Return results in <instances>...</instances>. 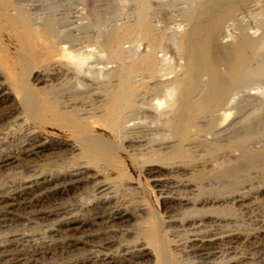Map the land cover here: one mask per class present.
I'll use <instances>...</instances> for the list:
<instances>
[{"label": "rangeland", "instance_id": "obj_1", "mask_svg": "<svg viewBox=\"0 0 264 264\" xmlns=\"http://www.w3.org/2000/svg\"><path fill=\"white\" fill-rule=\"evenodd\" d=\"M33 1L26 5H38V0ZM41 1L51 4L53 0ZM56 1H63L60 5L64 6L59 10L64 17L74 8L80 11L81 23L88 25L84 33L99 34L114 43L110 47L99 46L101 58L90 61L91 65L84 68L81 80L72 76L46 80L49 65L60 60L65 62L67 59L60 47L55 45V39L39 33L41 21L36 19L46 20L52 17L45 19L47 12L42 10L29 11L22 19L23 15L14 14L10 4L0 3V85L9 89L6 91L9 104L18 106L19 97L13 90L21 88L26 79L34 92L46 89L61 93L78 88L98 93L100 90V99L93 105L85 96L86 102L83 105H92V109L89 108L91 115L79 119L56 113L46 103L52 100L50 103L53 104L54 101L61 100L57 95H50L49 98L36 93L35 102L47 121L42 124L32 123V129L50 148L43 152V156L26 158L0 171V193L6 194L15 181H21L25 185L41 184L40 186L48 189L40 191L46 192L48 196L47 200L42 201V206H65L70 207V211L67 210L61 217L49 215L41 217L42 219L32 218L33 222L29 218L24 219L19 210L16 211L12 219L0 225V230L3 229L0 231V240L10 234L22 236L24 233L19 247L25 250L38 248L40 252L31 255L24 262L20 260L21 262L4 264H62L70 258H81L87 254L88 250L100 242L98 237L104 234L99 225L92 224L88 213L82 210L91 196V189L98 184L112 185L111 195L117 201L115 207L126 216L103 225V228L115 231L117 235L112 254L118 247L135 248L137 245L138 250L146 249L151 253V257L143 259L140 264H264V156L258 154L264 150V108L239 105L228 112L230 117L227 120H219L217 124L202 121L208 111L197 114L193 113L192 108L207 97L208 88L226 90L228 96H233L235 101L237 97L234 95L240 101V97L247 92H264V0H94L91 2L94 13L90 12L92 6L87 4L88 1ZM25 18H29L31 23H27ZM144 20L147 22L146 26H143ZM208 34H211L212 39L207 38ZM206 48H210L215 56L212 54V57H203ZM145 55L154 59L153 66L147 67L143 63L142 57ZM210 61L215 65L216 73L221 75L219 80H213L204 72V66ZM236 61L244 63L245 71L243 75L232 78L234 69L231 64ZM91 66L104 70L99 71L98 75L96 72L93 73L95 75L92 72L87 74V68ZM108 67L113 71H107ZM125 76L130 79V88L134 92L133 101L142 100L143 108L148 109L153 105L156 110L153 111L154 114L144 113L145 111H140L142 115L139 112L132 113L130 120H126L128 126L125 124L116 130L114 126H109L108 120L110 114L118 113L120 106L117 108L111 103L118 101L121 96L120 84ZM168 77L171 82L177 80L165 89L171 92L170 96L164 90L152 88L155 81L160 80L158 78ZM158 101L161 106H157ZM65 120L84 123V127L96 140L102 139L110 147L124 149L115 148L95 163H90L87 156L76 160L65 151L66 146L74 141V133L65 126ZM248 121H251L249 129L246 127ZM231 124L235 126L229 132L219 135L217 129L221 131ZM0 127L3 128H0V135H3L2 132L7 133L10 127L17 129L14 126L7 128L3 124ZM11 129L9 136L19 137L18 131L12 130L13 133ZM130 139H135V149L133 146L130 149L125 147L127 144L124 142ZM252 147L254 150L250 149ZM78 164L84 167L85 177H94L96 173L99 176L92 183L87 179L77 188L65 189V173ZM185 185L187 187L184 189ZM173 199H187L196 205L180 206ZM17 213L21 217H17ZM58 221H65L69 226V231L65 227L64 236L56 233L52 235L46 229H50ZM181 221H187L189 225L193 221L197 227H180ZM192 229H201L203 235L207 233L218 239L224 238L223 242L219 244L217 240V245L211 248L209 258L205 259L203 255L185 247ZM120 230L125 231L124 234H130L121 237L123 233ZM38 235L41 239L37 240ZM58 237L60 240L64 237L65 242L71 243V246L62 247ZM158 237L165 238L163 246ZM232 238L235 240L232 241ZM47 239H51L56 245L50 252L41 253V247L45 244L47 248L48 244L50 246L49 241H44Z\"/></svg>", "mask_w": 264, "mask_h": 264}, {"label": "bare ground", "instance_id": "obj_2", "mask_svg": "<svg viewBox=\"0 0 264 264\" xmlns=\"http://www.w3.org/2000/svg\"><path fill=\"white\" fill-rule=\"evenodd\" d=\"M33 1V0H32ZM35 1V0H34ZM33 1V3H34ZM45 1V0H43ZM83 1H88L90 4L89 6L91 7L93 4H91V2H94V0H83ZM38 3V5H26L28 3H31V0H0V3H5V4H10L11 7H13V13L14 14H18V15H23L22 19H24V14L28 15L27 13L30 12H38V11H42L44 10V12H47V16L44 17L45 19L47 17H52L50 19H40L37 18L36 21H41V30H39V33L41 35H48L50 38H53L56 40V46L60 47L62 54L67 58L64 61L60 62H55V63H51L50 69H49V75L47 73L48 76H46V80L52 77H68L70 78V76H72V78H76L77 80L82 77L84 68L87 67L90 64V61L94 58H101L100 55V50H99V46L103 45V46H107L110 47L114 41H112L111 39L108 38H104L103 36L99 35V34H90L89 33H84V31H86L88 29V25L82 24V20H81V13L80 11H78L77 9H73L72 12H69V14L64 17L61 14V11L59 10V8L61 6H64L63 4L60 5L61 2L53 0L51 2V4L48 3H42L41 0L36 1ZM49 2V1H48ZM36 3V4H37ZM84 3V2H83ZM58 5V6H56ZM56 6V9H54V7ZM145 6V5H144ZM146 8V7H145ZM91 9V8H90ZM143 9V8H142ZM261 9V8H260ZM86 10V9H85ZM264 10V9H263ZM64 13L65 9L62 10ZM94 6H92V9L90 10L91 13H94ZM82 12V11H81ZM89 13V12H88ZM44 14V13H43ZM58 14V15H57ZM83 14V13H82ZM52 15V16H50ZM94 15V14H93ZM98 15V14H97ZM44 16V15H43ZM43 18V17H42ZM93 18V17H92ZM96 18V17H94ZM26 19V18H25ZM29 19V18H28ZM26 19L27 23H31V20ZM39 23V24H40ZM147 22L144 20L143 21V26H146ZM138 27V26H137ZM100 33V32H99ZM102 34V33H101ZM214 36V35H213ZM254 37V36H253ZM208 39H212L211 34L207 35ZM213 49V48H212ZM123 52V51H122ZM210 50V48H206L204 56L203 57H212V54L214 55V52ZM116 53V52H115ZM124 56V55H123ZM215 56V55H214ZM213 56V57H214ZM230 56V55H229ZM217 57V55H216ZM219 57V56H218ZM225 57V56H224ZM126 58V57H125ZM124 59V58H123ZM96 60V59H95ZM142 61L143 63L147 66V67H151L154 65V59L152 57L149 56H143L142 57ZM212 61V60H211ZM208 62L205 66H204V72L208 73L209 76H211V78L217 79L218 80L221 78L220 74L216 73L215 71V65L213 63ZM127 62V61H126ZM214 62V61H213ZM94 63V62H92ZM228 62H226L227 64ZM96 64V63H95ZM97 66V65H96ZM231 66L234 69V73L232 78H236L239 77L241 75L244 74V63L242 61H236L235 64H231ZM89 67V66H88ZM170 67V66H169ZM36 68V67H35ZM94 68V70H92ZM99 68V67H98ZM26 69V68H25ZM112 68H106L107 71H110ZM92 70V71H91ZM104 70L103 68H99V69H95V67H90L87 68V74H89L88 72H92L93 73H97L98 72ZM41 71V70H40ZM39 71V72H40ZM113 71V70H111ZM85 72V71H84ZM29 73V72H27ZM102 73V72H101ZM86 74V73H85ZM84 74V75H85ZM122 74V73H121ZM175 74V73H174ZM232 74V73H231ZM44 75V74H42ZM91 75V74H90ZM95 75V74H93ZM100 75V74H99ZM107 75V74H106ZM162 75V74H161ZM170 75V74H169ZM89 76V75H87ZM163 76V75H162ZM30 77V76H29ZM28 77V78H29ZM45 77V76H44ZM91 77V76H90ZM128 77V76H127ZM127 77H122V81L120 84V90H121V96L118 98V101H113L111 104L115 107L118 108V106H120L118 108V113L116 114H110L109 115V126L113 127L114 129L121 127L122 125L127 124L128 122H126V120H130V115L132 116V113H137L140 111H145L144 113H148V114H152L153 111H155V107L153 105H151L148 109L146 107L143 108L142 104H144L141 101H138L139 99H137L136 101H133L134 98V92L131 90L130 88V79H127ZM86 78V76L84 77ZM133 78V77H132ZM176 78V77H175ZM42 79V78H41ZM59 79V78H58ZM160 80L155 81L156 83H154V86L152 87L153 89H161L164 90V92L166 91L165 89L170 86L169 84H172L174 82H176L177 80H175L174 82L169 81V77L168 79H162V78H158ZM225 79V78H224ZM36 80V79H35ZM45 80V78H44ZM52 80V79H51ZM134 80V79H133ZM145 80V79H144ZM211 80V79H210ZM25 81V80H24ZM57 81V79H56ZM68 81V80H67ZM72 81V79H71ZM79 81V80H78ZM93 81V80H92ZM97 81V80H96ZM3 82V81H2ZM62 82V81H61ZM65 82V81H64ZM70 81H68V84ZM74 82V80H73ZM84 84V81H82ZM101 82V81H100ZM89 83V82H88ZM86 83V84H88ZM139 83V82H138ZM66 84V83H64ZM91 84V83H90ZM93 84V83H92ZM97 84V83H96ZM78 85V84H77ZM99 85V84H98ZM226 85V83H225ZM74 86V85H73ZM82 86V85H81ZM94 86V85H93ZM173 86V85H172ZM171 86V87H172ZM150 87V86H149ZM72 88V87H71ZM99 88V87H98ZM51 89V88H50ZM53 89V88H52ZM59 88H57L58 90ZM146 89V88H145ZM209 89V94L207 95V97L201 99L193 108V113H197V114H202L205 113L206 111H208V115L205 116V118H202L204 122L209 121L213 124H217L219 120H227L230 116L228 114V112L234 110L236 107H238L239 105L245 106V107H250L253 106L255 108L259 107V108H264V92H257V93H252V94H248L249 92H247V94L245 93V95H242L243 97H240V101H238V96L235 101L233 99V96H228V93L226 90L223 89H217V88H208ZM9 89H5L4 85H0V124L6 125L7 128H9L8 126H14L15 128H17L16 130L18 131V136H9V131L11 129H5L8 132L3 133V135H0V171H4L5 169H7L8 167H10L12 164H14L15 162L24 160L26 158L29 157H39V156H43V152L48 151L50 148V145H48L47 143H45L44 141H42L40 139V137L37 135V133L32 129V123H44L46 120V116L43 114V112L40 111V107L38 106V104L35 102V98H36V93L39 92V94L41 96L44 97H49L50 95H57L59 97V99L61 100H56L54 101V103H50L51 101H49L48 98H44L46 100H48L49 102L46 103L48 105H50L52 107V109L56 112V113H62L65 114L66 116L69 117H74L75 119H79L80 117H86V116H90L91 115V107L92 105L95 103H97L96 101H98L100 99V95L95 91H83L81 89H75V90H71V91H65V92H61V93H57L56 91L53 90H36V92H34L33 90H31L29 88V83L28 80L26 79V82L23 83L21 88H16L13 91L15 92V94L19 97V101H18V106H15L14 104H9L7 102V99L9 98L8 95V91ZM69 90V89H67ZM150 90V89H149ZM263 91V90H261ZM103 92V91H102ZM202 92V91H201ZM166 94H168V96L171 95V92L168 90L165 92ZM174 93V92H173ZM200 93V92H199ZM207 93V92H206ZM201 94V93H200ZM8 95V96H7ZM137 95V94H136ZM146 94H144L145 96ZM91 100V104L90 107L89 106H85L83 105V102H86L84 99L86 97ZM166 96V97H168ZM54 97V96H53ZM138 96H135V98ZM143 97V96H142ZM200 97V96H199ZM50 98V97H49ZM55 98V97H54ZM52 98V99H54ZM144 98V97H143ZM150 98V97H149ZM17 99V98H16ZM102 99V98H101ZM84 100V101H83ZM149 100V99H148ZM60 101V102H59ZM142 102V103H141ZM14 103V102H12ZM158 105L157 106H161L159 104V101L157 102ZM46 104V105H47ZM61 105V106H60ZM166 106V105H165ZM91 108V109H89ZM163 110H161L162 112ZM249 111V110H248ZM160 112V111H159ZM165 112V111H164ZM163 112V113H164ZM169 112V111H168ZM143 113V114H144ZM158 113V112H157ZM166 113V112H165ZM249 113V112H248ZM103 114V113H102ZM141 114V113H140ZM154 114V113H153ZM238 114V113H237ZM142 115V114H141ZM145 115V114H144ZM157 115V114H156ZM159 115V114H158ZM162 115V113H161ZM160 115V116H161ZM169 115V114H168ZM245 115V114H244ZM95 116V115H94ZM97 116V115H96ZM116 116V118H115ZM147 116V115H146ZM149 116V115H148ZM155 116V115H154ZM164 116V115H163ZM240 116V115H239ZM143 117V116H142ZM166 117V116H165ZM164 117V118H165ZM258 117V116H257ZM260 117V116H259ZM91 118V117H90ZM114 118V119H113ZM149 118V117H148ZM200 118V117H199ZM198 118V119H199ZM262 118V116H261ZM87 119V118H86ZM113 119V121H112ZM159 119V117H158ZM183 119V118H182ZM260 119V118H259ZM258 119V122L260 121ZM232 120V119H231ZM238 120V119H237ZM256 120V119H255ZM263 120V119H262ZM198 121V120H197ZM251 121H248L246 127H248L247 129H249V123ZM261 122V121H260ZM113 123V124H112ZM147 123V122H146ZM202 123V122H201ZM237 123V122H236ZM84 123H75V122H71V121H67L65 120V126L67 128L70 129V131H72L74 133L73 136V142L70 145H67L65 148L66 153L70 154L71 156L73 155V158L77 160V158L81 157V156H87L88 157V161L90 163H95L97 161H100L102 156H105L107 154V152L109 151H114L115 148L117 147H110L107 142L104 143L101 140H96L94 138L93 135H90V131L84 127L83 125ZM134 124V123H133ZM145 124V123H144ZM143 124V125H144ZM149 124V123H148ZM152 124V122H151ZM149 124V126L151 125ZM155 124V123H154ZM206 124V123H205ZM246 124V123H245ZM130 125V124H129ZM196 125V124H195ZM202 125V124H201ZM225 125V124H224ZM242 125V124H240ZM261 125V123H260ZM128 126V124H127ZM136 126V125H135ZM148 126V125H146ZM152 126V125H151ZM150 126V127H151ZM200 126V125H199ZM228 126V125H227ZM235 125L229 126L226 129H223L221 131L217 132L219 133V135H224L227 132H229V130L231 128H233ZM244 126V125H242ZM253 126V125H251ZM126 127V126H125ZM145 127V126H144ZM149 127V128H150ZM155 127V126H153ZM204 127V125H203ZM245 127V126H244ZM242 127V130H244ZM256 127V126H255ZM252 127V128H255ZM2 128V127H0ZM128 128V127H127ZM197 128V127H196ZM3 129V128H2ZM1 129V130H2ZM239 129V128H237ZM246 129V128H245ZM251 129V127H250ZM255 129L259 130L258 127H256ZM14 131L15 129H11V131ZM15 130V131H16ZM117 130V129H116ZM145 130V128H144ZM143 130V131H144ZM148 130V129H147ZM151 130V129H150ZM149 130V131H150ZM154 130V129H152ZM241 131V129H239ZM4 131V130H3ZM12 131V132H13ZM138 131V130H137ZM142 131V129H141ZM158 131V130H157ZM136 132V131H135ZM155 132V131H154ZM153 132V133H154ZM163 132V131H162ZM263 132V131H262ZM14 133V132H13ZM134 133V132H133ZM156 133V132H155ZM235 133V132H233ZM136 134V133H135ZM134 134V135H135ZM214 134V133H213ZM217 134V133H216ZM237 134V133H236ZM241 134V133H240ZM146 135V133H145ZM144 135V136H145ZM151 135V134H150ZM159 135V134H158ZM161 135V134H160ZM244 135V134H243ZM256 135V132H255ZM245 136V135H244ZM134 137V136H133ZM230 137V134L229 136ZM234 137V136H233ZM128 139V137H126ZM130 138V137H129ZM142 138V137H141ZM207 138V137H206ZM223 138V137H222ZM225 138V137H224ZM242 138V137H241ZM244 138V137H243ZM157 139V138H155ZM250 139V138H249ZM135 140V139H134ZM134 140H128L126 142H124L125 144H127L125 147L126 148H131L134 144L136 145V141ZM151 140V139H150ZM206 140V139H205ZM203 140V141H205ZM263 140V139H262ZM148 141V140H147ZM165 141L166 138H165ZM143 142V141H142ZM145 142V141H144ZM207 142V141H205ZM264 142V141H263ZM110 143V142H108ZM139 143V142H138ZM146 143V142H145ZM162 143V142H161ZM167 143V142H166ZM69 144V143H68ZM165 144V143H164ZM170 144V143H169ZM167 143V145H169ZM203 144V143H202ZM207 144V143H206ZM210 144V143H209ZM208 144V145H209ZM252 144V143H251ZM259 144V143H258ZM262 143H260L261 145ZM118 145V144H117ZM116 145V146H117ZM121 145V144H120ZM124 144H122L123 146ZM162 145V144H161ZM171 145V144H170ZM174 145V144H173ZM181 145V144H180ZM239 145V144H238ZM263 145V144H262ZM149 146V145H148ZM202 146V145H201ZM249 146V145H248ZM256 146V145H254ZM120 147V146H119ZM137 147V145H136ZM165 147V146H164ZM241 147V146H240ZM260 147V146H259ZM121 148V147H120ZM117 148V149H120ZM134 148V146H133ZM141 148V147H140ZM170 149V146L166 147ZM165 148V149H166ZM207 148V147H206ZM249 148V147H248ZM256 148V147H255ZM263 148V147H262ZM124 149V148H123ZM121 148V150H123ZM135 149V148H134ZM251 150L253 149L250 148ZM248 149V150H250ZM261 149V147H260ZM239 150V149H238ZM254 150V149H253ZM257 150V148H256ZM259 150V149H258ZM207 151V150H206ZM236 151V148H235ZM68 154L66 156H68ZM229 154V153H228ZM258 154L260 156H264V150L259 151ZM47 155V154H46ZM45 155V156H46ZM200 155V154H199ZM70 157V156H68ZM221 157V156H220ZM244 157V156H243ZM227 158V156H226ZM232 158V157H231ZM234 158V157H233ZM252 158V157H251ZM67 159V158H65ZM236 159V158H235ZM239 159V158H238ZM225 160V159H224ZM228 160V158L226 159V161ZM233 160V159H232ZM241 160V159H240ZM239 161V160H238ZM84 163V162H83ZM82 163V164H83ZM176 164V163H175ZM177 165V164H176ZM180 165V164H179ZM198 165V164H197ZM258 165V163H257ZM81 166V164H80ZM79 164L78 165H74L72 170H68L67 173H65V189L68 188H77L80 184L84 183L87 179H90L91 182H94L95 178L97 176H99L98 173H96V175L94 177L90 176V177H85L84 173L85 170L84 167H80ZM85 166V165H84ZM178 166V165H177ZM25 168H28L25 167ZM87 168V167H86ZM92 168V166H91ZM179 168V167H178ZM206 168V167H205ZM71 169V168H69ZM93 169V168H92ZM183 169V168H182ZM204 169V168H203ZM65 170V169H64ZM187 170V169H186ZM191 170V169H190ZM189 170V172H190ZM35 171V170H34ZM157 170H155L156 172ZM193 171V170H192ZM177 172V171H176ZM211 172V171H210ZM59 173V172H57ZM55 172V174H57ZM148 173V172H147ZM193 173V172H192ZM232 173V172H231ZM92 174V173H91ZM94 174V173H93ZM150 174V173H149ZM152 174V173H151ZM190 174V173H189ZM64 175V174H63ZM90 175V174H89ZM103 175V174H102ZM106 175V174H105ZM109 175V174H108ZM33 177V174L31 175ZM49 176V174H48ZM30 177V174H29ZM155 176H153L154 179ZM157 177V176H156ZM36 179V178H35ZM152 179V177H151ZM101 180V179H100ZM99 180V181H100ZM13 181V180H12ZM35 181V180H34ZM103 181V180H101ZM88 182V183H89ZM38 183V182H37ZM63 183V182H61ZM170 183V182H169ZM184 183V182H183ZM13 185L10 187L11 189L7 190L6 194H2L0 193V225L5 223V221L12 219V217L16 214V211L19 210V212H21L24 215V219H28L31 221L32 218H41V217H45V216H49V215H55V216H62L63 214H66L67 210L70 211V207H61V206H53L50 208H45L44 206H42V201L47 200L48 196L47 194H45L44 192H40V191H44V188L42 186H40L41 184H35V185H25L23 183H21V181H15L12 183ZM98 184V183H97ZM155 184V183H154ZM160 184V183H159ZM177 184V183H176ZM188 184V183H187ZM196 184V183H195ZM90 185V184H89ZM94 185V184H93ZM171 185V183H170ZM175 185V184H173ZM178 185V184H177ZM184 185V184H183ZM81 186V185H80ZM87 186V184H86ZM112 186V185H110ZM108 186L107 184H98V186H94L93 189L89 190L91 191V196L90 198L88 197V202L86 203V205L84 207H82V210H84V212L90 217L92 224H96L99 225V228H101L100 230H102V232L104 231V234L100 235L98 238L100 239V242L97 243L95 246H93L90 250L87 251V254H85L83 257L81 258H70L66 261H64V263L62 264H140V261H143V259L146 258H150L151 257V253L149 251L145 250H141V249H137L136 246L135 248H131V247H118L117 251L114 252L112 254V247L114 246V244H116L115 242L117 240L116 237V233L115 231H108L106 230V228H103L105 224H109L114 222L115 220H120L124 217H126L124 214H122L121 212H119L117 210V208L115 207V198L114 195L112 194V187ZM114 186V185H113ZM172 186V185H171ZM176 186V185H175ZM198 186V185H197ZM9 187V186H7ZM155 187V186H154ZM187 187V185L184 186V189ZM49 188V187H48ZM52 188V187H51ZM82 188V187H81ZM166 188V186H165ZM192 188V187H191ZM4 189V188H3ZM56 189V188H55ZM79 189V188H78ZM161 189V188H160ZM167 189V188H166ZM173 189V188H172ZM179 189V188H178ZM183 189V187H182ZM190 189V188H189ZM247 189V188H246ZM60 190V189H59ZM72 190V189H71ZM101 190V191H99ZM163 190V189H161ZM171 190V189H170ZM175 190V189H174ZM191 190V189H190ZM48 191V189H47ZM62 191V190H61ZM246 191V190H245ZM259 191V190H258ZM173 193V192H172ZM159 194V193H158ZM168 194V193H167ZM247 194V193H246ZM161 195V194H160ZM51 196V195H50ZM165 196V195H164ZM172 196V195H171ZM178 196V195H177ZM181 196V195H180ZM235 196V195H234ZM233 196V197H234ZM237 198V196H236ZM171 199V198H170ZM85 200V199H84ZM175 200V199H173ZM203 200V199H202ZM175 201L178 202V204L180 206H193L195 207L196 203H193L187 199H176ZM211 201V200H209ZM218 201V200H217ZM85 202V201H84ZM228 202V201H227ZM199 203V202H198ZM202 203V202H201ZM206 202H204L205 204ZM78 204V203H77ZM119 205V204H118ZM80 206V205H79ZM78 206V207H79ZM200 206V205H199ZM189 208V207H188ZM198 209V207H196ZM209 208V207H208ZM214 208V207H213ZM74 209V207H73ZM71 209V210H73ZM80 209V208H79ZM76 210V209H74ZM66 212V213H65ZM142 212V211H141ZM21 214V215H22ZM71 215V214H70ZM60 216V217H61ZM68 216V215H66ZM87 216V217H88ZM17 217H21L20 214L17 213ZM172 217V216H171ZM202 217V216H201ZM39 218V219H40ZM130 218V216H129ZM169 218V217H168ZM23 219V218H22ZM42 219V218H41ZM176 219V218H175ZM207 219V218H206ZM214 219V218H213ZM15 220V219H14ZM34 220V219H33ZM62 220V219H61ZM86 220V219H83ZM126 220V219H125ZM171 220V219H170ZM173 220V219H172ZM180 220V219H179ZM29 221V222H30ZM88 221V220H87ZM191 221V220H190ZM194 221V220H193ZM191 223V225H189V223H187V221H181L180 223V227H186V226H196V223L193 222ZM33 222V221H31ZM189 222V221H188ZM216 222V221H215ZM27 223V222H26ZM36 223V222H35ZM77 223V222H76ZM11 224V223H9ZM34 224V223H33ZM116 224V223H115ZM201 224V223H200ZM219 224V223H218ZM223 224V223H222ZM231 224V223H230ZM8 225V224H7ZM5 225V226H7ZM113 225V224H112ZM139 225V224H138ZM171 225V224H170ZM205 225V224H204ZM75 226V225H74ZM106 226V225H105ZM115 226V225H114ZM179 226V225H178ZM217 226V225H216ZM215 226V227H216ZM4 227V225H3ZM10 226H7V228ZM13 227V226H12ZM49 227V226H48ZM65 227L66 229L69 228V226L67 227V223L65 224V221H61V222H56L55 224H53L51 226L50 229L46 228L48 230V232H50L52 235L53 234H59L61 236H64L65 232ZM77 227V226H76ZM200 228H202L201 226H199ZM218 227V226H217ZM110 228V227H109ZM115 228V227H114ZM138 228V227H137ZM142 227H140L141 229ZM148 228V227H147ZM212 228V227H211ZM225 228V227H224ZM11 229V228H10ZM22 229V228H21ZM19 229V230H21ZM31 229V228H30ZM139 229V230H140ZM145 229V228H144ZM207 229V228H206ZM214 229V227H213ZM222 229V228H221ZM3 230V229H2ZM0 230V231H2ZM32 230V229H31ZM34 230V229H33ZM70 230V229H69ZM67 229V231H69ZM112 230V229H111ZM129 230V229H128ZM159 230V229H158ZM191 230V229H190ZM193 232L190 235V238L186 240L185 242V247L198 252V254L203 255L205 259H207V257L212 253L211 248H214V245H217L218 242H220L219 244H221V242H223V239L220 238H215V235H209L207 233H205L204 235L201 233V229L197 230V229H192ZM121 231V230H120ZM132 231V230H131ZM138 231V230H137ZM136 231V232H137ZM141 231V230H140ZM217 231V230H216ZM10 232V230H9ZM8 232V233H9ZM96 231H94L95 233ZM98 232V231H97ZM122 232V231H121ZM125 232V231H123ZM122 232V233H123ZM139 232V231H138ZM159 232V231H158ZM210 232V231H209ZM6 233V232H5ZM13 233V232H12ZM17 233V232H16ZM252 233V232H251ZM18 234V233H17ZM39 234V233H38ZM68 234V233H67ZM74 234V233H73ZM130 232H126L125 234L123 233L121 235V237H125V235H129ZM173 234V233H172ZM225 234V232H224ZM245 234V233H244ZM2 235V234H1ZM27 235V234H26ZM31 235V234H30ZM91 235V234H90ZM218 235V232H217ZM216 235V236H217ZM226 235V234H225ZM229 235V234H228ZM24 236V233L23 235ZM21 235H16V234H10L8 235L7 238L0 240V264H4V263H13V262H19L20 260L26 261L28 260V258L35 254L40 252V250L38 251V248H35L33 250H30L28 248V250L22 249L20 248V241L22 237ZM29 236V235H28ZM60 236V237H61ZM119 236V235H118ZM159 236V235H158ZM219 236V235H218ZM26 237V236H25ZM33 237V236H32ZM52 237V236H51ZM59 238V242L62 245V247H68L71 246V243H67L65 242V238L62 237L61 240ZM75 237V236H74ZM230 237V236H229ZM236 237V236H235ZM24 238V237H23ZM30 238V237H29ZM39 235L37 237L38 240ZM68 238V237H66ZM82 238V237H81ZM41 239V238H40ZM39 239V240H40ZM71 239V238H70ZM33 240V239H32ZM31 240V242H32ZM36 240V239H34ZM43 240V237H42ZM41 240V241H42ZM55 240V239H54ZM121 240V239H120ZM218 240V242H217ZM232 241L235 239H231ZM30 241V239H29ZM44 241H46L45 243H48L47 241H49L50 246L48 244V248H47V244L44 243ZM43 243L45 244L42 248V252H50L52 249H54V246L56 245V243H53L54 241H52L51 239H47L44 240ZM88 241V240H87ZM158 241L159 243L163 246L165 241V238L163 237H158ZM185 241V240H184ZM225 241V240H224ZM37 243L39 241H36ZM90 242V241H89ZM92 242V241H91ZM152 242H154V239L152 240ZM34 243V242H32ZM31 243V244H32ZM42 243V242H40ZM231 243V242H230ZM26 244H27V240H26ZM93 244V243H92ZM120 244V242H119ZM177 244V243H176ZM218 244V245H219ZM42 245V244H41ZM139 245V244H138ZM24 246V244H23ZM35 246V245H34ZM117 246V245H116ZM37 247V246H36ZM115 247V246H114ZM144 247V246H143ZM161 248V247H160ZM166 248V247H165ZM228 248H230L228 246ZM234 249V248H233ZM230 251V250H229ZM235 251V250H234ZM233 251V252H234ZM190 252V251H189ZM191 253V252H190ZM228 253V252H227ZM36 256V255H35ZM202 256V258H203ZM212 256V255H211ZM66 257V256H65ZM79 257V256H78ZM231 257V256H230ZM229 257V258H230ZM166 258V257H165ZM209 258V257H208ZM234 258V257H233ZM32 259V258H31ZM199 259V258H198ZM35 261V260H33ZM51 261V260H50ZM21 262V261H20ZM30 262V261H29ZM202 262V261H201ZM207 263V261H204V263ZM213 262V261H212ZM23 264H26L23 263ZM53 264V263H52ZM232 264V263H231Z\"/></svg>", "mask_w": 264, "mask_h": 264}]
</instances>
